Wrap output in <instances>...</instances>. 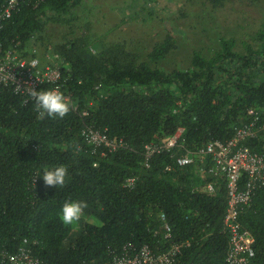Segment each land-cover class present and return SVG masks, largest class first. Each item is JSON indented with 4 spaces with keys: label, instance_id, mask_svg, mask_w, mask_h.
I'll list each match as a JSON object with an SVG mask.
<instances>
[{
    "label": "trees",
    "instance_id": "16d2710c",
    "mask_svg": "<svg viewBox=\"0 0 264 264\" xmlns=\"http://www.w3.org/2000/svg\"><path fill=\"white\" fill-rule=\"evenodd\" d=\"M81 1L20 0L0 29V42L16 51L43 45L46 25L72 24ZM258 39V46L246 45L241 52L234 49L233 38H221L220 48L210 55L194 52L189 68L164 71L123 42L100 43L94 49L87 34L67 37L49 46L62 58V93L74 105L63 119H39L33 100L24 101L11 86H0V252L26 246L44 264H119L126 250L132 256L144 244L161 255L172 243L189 241L170 264H232L224 223L226 181L208 171L209 159L179 166L176 157L210 141L232 139L250 122V108L259 110L255 127L261 130L264 23ZM170 40L150 55H166ZM30 50L22 55L39 56ZM86 127L111 140L123 139L125 145L116 150L92 145L84 135ZM179 127L183 132L175 147L146 157L148 143L162 145ZM259 130L243 143L262 155L264 130ZM60 165L68 170L65 185L47 186L44 170ZM127 178L134 183L126 185ZM208 182L216 183L214 190L205 188ZM260 184L250 202L239 205L236 219L240 230L254 238L252 264H264ZM67 200L88 204L77 229L61 220Z\"/></svg>",
    "mask_w": 264,
    "mask_h": 264
},
{
    "label": "rangeland",
    "instance_id": "374dc122",
    "mask_svg": "<svg viewBox=\"0 0 264 264\" xmlns=\"http://www.w3.org/2000/svg\"><path fill=\"white\" fill-rule=\"evenodd\" d=\"M76 11L70 25L49 22L45 43L27 49L42 55L67 37L87 34L94 49L100 43L120 41L152 67L171 71L189 68L194 52L210 55L220 48L221 38H233L234 49L241 52L246 45L258 46L264 23V0H82ZM167 38L170 51L152 57L154 48Z\"/></svg>",
    "mask_w": 264,
    "mask_h": 264
},
{
    "label": "built area",
    "instance_id": "2783aa9c",
    "mask_svg": "<svg viewBox=\"0 0 264 264\" xmlns=\"http://www.w3.org/2000/svg\"><path fill=\"white\" fill-rule=\"evenodd\" d=\"M20 0H3L0 4V29L3 28L5 20L11 18L14 11L18 10ZM35 52V51H34ZM62 58L51 48L39 56H23L16 49H4L0 42V86H11L15 93L19 94L24 101L33 100L29 96V87L36 91L56 89L61 93L65 86L63 80ZM63 94V93H62ZM64 95V94H63ZM67 100L70 97L64 95ZM248 114L251 120L248 124L237 129L234 137L227 142L210 141L197 150H186L185 153L176 157L179 166H185L209 159L211 164L206 168L213 173L218 180H225L229 205L224 223L230 231V250L228 260L232 264H252L255 251L252 247L254 238L248 230L241 231L240 224L236 221L238 207L240 204H248L251 200L253 190L264 183V154L254 152L243 140L248 136L258 134L255 126L260 122L259 110L250 108ZM261 130H264V123ZM183 128L179 127L176 132L162 145L148 143L145 147V155L160 149H171L178 144ZM84 135L92 145H106L109 150H116L124 146L123 139H109L107 135L93 128L86 127ZM148 164V163H147ZM243 172H247L245 186L241 188L240 180ZM126 185H132L134 178H127ZM218 183V182H217ZM216 184V183H215ZM214 182L205 184L209 191L214 190ZM260 184V185H261ZM165 219L164 214H161ZM165 235L170 237L171 229L167 222L163 226ZM27 240H25L26 242ZM189 241L172 243L170 249L161 254L154 255L149 245L144 244L132 256L126 250L125 255L120 258L119 264H170L182 245ZM0 264H44L41 259L32 254L30 247L20 246L19 249L10 253L0 252Z\"/></svg>",
    "mask_w": 264,
    "mask_h": 264
},
{
    "label": "clouds",
    "instance_id": "9594fccd",
    "mask_svg": "<svg viewBox=\"0 0 264 264\" xmlns=\"http://www.w3.org/2000/svg\"><path fill=\"white\" fill-rule=\"evenodd\" d=\"M29 89V96L34 101V110L37 112L39 119H43L45 116L63 119L74 107L59 90L48 89L36 91L32 87H29ZM74 147L76 150H79L78 144ZM67 176V168L60 165L51 170L45 169L42 178L44 183L49 187H63ZM87 207V202L83 200L65 201L61 209L62 222L65 225L78 223Z\"/></svg>",
    "mask_w": 264,
    "mask_h": 264
}]
</instances>
